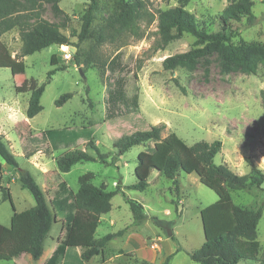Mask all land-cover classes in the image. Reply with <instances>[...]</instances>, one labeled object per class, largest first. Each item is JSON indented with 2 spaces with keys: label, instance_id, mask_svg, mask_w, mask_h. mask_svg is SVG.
I'll return each mask as SVG.
<instances>
[{
  "label": "rangeland",
  "instance_id": "obj_1",
  "mask_svg": "<svg viewBox=\"0 0 264 264\" xmlns=\"http://www.w3.org/2000/svg\"><path fill=\"white\" fill-rule=\"evenodd\" d=\"M143 1L154 17L150 22L144 20L140 23V38L124 32L113 39L102 40L101 35L108 37V22L118 8L117 0H97L98 7L92 12L90 32L83 41L78 40V34L89 0H60L58 6L61 11L53 3H43L42 18L56 25L67 37L68 44L50 45L20 57L22 41L18 29L13 28L0 36L12 61L11 67H0V134L19 165L17 168L7 165L0 157V223L8 225L13 213L10 202L3 200L2 187H9L16 211L35 203L29 190L20 185V170L29 171L44 191L48 203L61 181L77 191L79 176L92 172L94 185L114 191L119 184L123 191L112 197L111 214L101 216L95 233V237L99 238L124 230L107 243L104 264H125L124 258L120 262L112 259L114 250L139 248L142 241L150 248L156 245L162 247L164 253L172 245L176 249L180 247L169 264H198L190 259L188 252L199 248L204 241L200 210L217 200L218 194L214 188L202 183L195 173L179 172V194L176 195L172 180L156 170L151 171L149 185L144 191L127 188L136 181L134 169L138 153L153 146L154 142L134 145L116 156L115 142L127 133L114 128L103 118L105 77L108 74L105 63L121 52V63L127 70L124 74L125 90L128 95L138 94L139 115L146 120L147 126L164 124L162 137L174 132L187 144L199 140H221L222 148L214 157V162L226 163L239 175L250 172L247 157L264 172V66L259 65L255 73H245L223 54L214 52L188 59L187 66L165 70L162 60L192 48L195 37L183 33L165 48H159L157 11L175 6L177 2ZM252 1V12L256 17L253 24H247L244 18L229 22V28L236 31V36L232 38L234 44L264 45V0ZM227 3V0H190L186 9L193 13L200 27L217 31L221 28L219 16ZM66 49L71 51L70 60L62 58ZM52 54H55L53 65L50 63ZM53 68L57 71L45 84L40 97L42 110L27 118L30 91L17 92L15 87L30 78L42 84ZM65 93L72 96L58 106L55 101ZM83 126L93 129V142L99 152L105 154L106 162L99 159L80 161L68 172L59 171L55 158L67 150L78 148L95 157L97 154L85 140L79 139L76 145L53 150L52 157L46 151L40 134L51 128ZM35 149L38 150L32 157L25 158L26 151ZM113 160L115 163L111 164ZM44 163L48 172L42 175L38 169L44 168ZM39 165L41 168L37 167ZM230 193L233 202L239 206L262 208L257 227L259 252L255 259L241 260L239 264H264V181L260 187H244ZM126 198L135 199L143 205L147 218L141 224H133ZM111 216L115 219L114 225L109 223ZM162 225L171 226L175 239L166 236ZM51 227L50 237L55 239L61 229L60 222H54ZM50 237L46 243L51 241ZM128 259L129 264H139L134 257ZM153 262L158 264L156 258ZM16 263L27 264V260L20 256ZM0 264L15 263L1 260Z\"/></svg>",
  "mask_w": 264,
  "mask_h": 264
},
{
  "label": "trees",
  "instance_id": "obj_2",
  "mask_svg": "<svg viewBox=\"0 0 264 264\" xmlns=\"http://www.w3.org/2000/svg\"><path fill=\"white\" fill-rule=\"evenodd\" d=\"M60 0H0V36L17 28L22 41L19 56L24 57L50 45L68 44L67 37L59 28L42 18L40 12L43 3H53L58 6ZM177 5L165 10H158V39L159 48L181 37L183 33H190L195 37L193 47L181 53L166 56L162 60L165 70L187 66L190 58L221 53L245 73H255L258 66H264V45L259 43L234 44L232 38L236 31L229 28L230 21H241L247 24L254 23L256 17L252 12V0H227V5L219 16L221 28L217 31H208L200 27L193 13L186 9L190 0H175ZM118 8L108 22V37L101 35L102 40L113 39L124 32L140 38V23L150 22L154 15L150 13L143 0H117ZM97 0H89L88 7L82 17L81 30L78 40L83 41L89 34L92 21V12L97 9ZM64 46V45H63ZM50 63H55V54L51 55ZM12 65L7 46L0 40V67L9 68ZM108 74L105 77V95L103 97L105 112L104 121L114 128L125 131L115 142L116 156L125 153L132 146L153 141V146L140 151L137 155V164L134 169L136 181L128 185V189L144 191L148 185V177L152 170L172 180L176 195L179 194V172L195 173L199 180L212 187L218 194L217 200L204 206L200 210L204 241L199 248L189 251L191 260L198 264H239L241 260L255 259L260 249L257 237L258 222L262 208H245L235 204L231 197V190H240L244 187H260L264 181V172L250 157L246 158L250 166L248 174L239 175L230 169L226 163H215L214 157L222 148V141L199 140L187 144L176 133L169 132L164 137L161 132L164 124L147 126L146 120L140 117L138 94L128 95L125 90L126 66L121 63V52H117L106 63ZM57 71L50 69L46 82L38 84L34 78L25 79L15 87L17 92L30 91L27 118H32L42 110L40 97L45 84ZM118 73L115 77L114 74ZM72 96L65 93L55 101L59 106ZM131 131V133H130ZM40 139L48 142L55 150L60 146L66 148L76 145L79 139L85 140L96 152L97 157L86 150L70 149L56 158L57 169L68 172L71 167L80 161H105V154L99 152L93 142V129L90 126L79 128H51L41 133ZM38 149L26 151L30 156ZM0 157L7 165L17 168L18 162L10 151L7 142L0 134ZM115 161H111L114 164ZM1 170V165H0ZM93 174L86 172L79 176L77 191L71 190L65 181H61L55 189L49 202L45 193L28 170L19 171V181L22 188H26L34 198V205L21 211H16L9 187H2L3 200L11 204L12 215L9 225L0 223V261L12 260L22 253H28L38 259L43 252V242L54 222H60L62 236L51 256L44 264H61L64 253L69 246L82 248L81 258L90 260L101 254L107 242L124 230L107 233L96 239L94 233L103 213L110 211L111 199L117 192H123L119 184L117 189L108 191L103 186H96L91 182ZM129 204L133 224L139 225L146 218L143 205L135 200L126 198ZM176 204L177 202L174 201ZM175 239L174 236L171 237ZM168 254L160 264H169L170 259L178 251ZM130 256H134L129 253ZM139 264H154L134 257Z\"/></svg>",
  "mask_w": 264,
  "mask_h": 264
},
{
  "label": "crops",
  "instance_id": "obj_3",
  "mask_svg": "<svg viewBox=\"0 0 264 264\" xmlns=\"http://www.w3.org/2000/svg\"><path fill=\"white\" fill-rule=\"evenodd\" d=\"M41 136V134H40ZM7 142V141H6ZM44 143V146L46 148V151L49 152V154L52 156L53 154V149L50 147V145L48 144V142H43ZM36 153V152H35ZM34 153V154H35ZM34 154L30 155V156H26L25 155V158H29V157H32ZM53 157V156H52ZM27 160V159H26ZM55 161H56V158H55ZM42 163V162H41ZM1 165V164H0ZM44 166H45V163H44ZM39 168H41V165L37 166ZM37 167H34L37 169ZM46 168V169H45ZM39 172L42 174V175H45L48 171L47 170V167L45 166L44 168L42 169H38ZM158 172V171H157ZM92 173V172H91ZM159 173V172H158ZM93 174V173H92ZM160 174V173H159ZM178 176V175H177ZM94 177V175H93ZM92 180V179H91ZM92 182V181H91ZM112 200V199H111ZM50 204V202H49ZM111 211H112V204H111V209L110 211L106 212V213H103V214H111ZM102 214V215H103ZM101 215V216H102ZM101 219V217H100ZM10 223V222H9ZM100 223V222H99ZM109 223L111 225H114L115 224V219L113 218V216L109 217ZM9 225V224H8ZM61 225V223H60ZM99 226V224H98ZM52 228V227H51ZM98 228V227H97ZM97 230V229H96ZM50 232H51V229L47 235V237L45 238L44 242H43V252L41 254V256L38 258V259H34L31 257L30 254L28 253H22L21 255H19L18 257H15L12 259V261L16 263V260L20 257V256H23L26 260H27V264H44V262L51 256L53 250L55 249L57 243H58V239L62 236L63 234V231H62V228L60 229L59 231V234L57 235V237L54 239V237H50ZM96 233V231H95ZM95 233H94V237H95ZM133 234V233H131ZM131 236V235H130ZM50 237L51 241L49 243H46L47 242V239ZM102 237V236H101ZM99 237V238H101ZM96 238V237H95ZM99 238H96V239H99ZM113 239V238H112ZM111 239V240H112ZM131 239V237L129 238ZM110 240V241H111ZM108 243V242H107ZM107 245V244H106ZM158 246H154L153 248H150L148 246H146V244L144 243V241H142V246H140L139 248H127V249H122V248H118L117 250H114L113 252V256H112V259L113 260H116L118 262H120V260L122 258H124L126 260L125 264H129V262H127V260H129L128 258H133V257H137L139 259H143V260H146L148 262H152L154 263V259L156 258L157 259V263H161L165 257L174 252L176 250L175 246L172 245L170 247V250H168V252L164 253L162 251V247H158ZM73 252V255H71V253ZM81 252H82V248L79 247V246H69L66 248L65 250V253H64V257L61 261V264H74L75 262H78V264H104V262L106 261V257H105V254H104V258L105 260L102 259V255L101 254H98V255H95L93 256L90 260L88 261H84L82 260L81 258ZM129 253L133 254L134 256H130Z\"/></svg>",
  "mask_w": 264,
  "mask_h": 264
},
{
  "label": "water",
  "instance_id": "obj_4",
  "mask_svg": "<svg viewBox=\"0 0 264 264\" xmlns=\"http://www.w3.org/2000/svg\"><path fill=\"white\" fill-rule=\"evenodd\" d=\"M71 48L74 49L73 47H71ZM79 71H80V74L84 77V74H83L82 70L80 69ZM162 227H163V229H164L165 234H166L167 237L172 236L173 230H172L171 226H169V225H162Z\"/></svg>",
  "mask_w": 264,
  "mask_h": 264
},
{
  "label": "built area",
  "instance_id": "obj_5",
  "mask_svg": "<svg viewBox=\"0 0 264 264\" xmlns=\"http://www.w3.org/2000/svg\"><path fill=\"white\" fill-rule=\"evenodd\" d=\"M62 58L64 60H70L71 59V51L66 49L65 51L62 52ZM157 246V245H156ZM154 247V246H153Z\"/></svg>",
  "mask_w": 264,
  "mask_h": 264
}]
</instances>
